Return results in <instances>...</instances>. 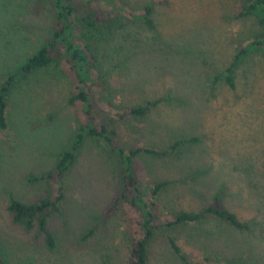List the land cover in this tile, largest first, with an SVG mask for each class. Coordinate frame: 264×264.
Masks as SVG:
<instances>
[{
	"label": "rangeland",
	"instance_id": "1",
	"mask_svg": "<svg viewBox=\"0 0 264 264\" xmlns=\"http://www.w3.org/2000/svg\"><path fill=\"white\" fill-rule=\"evenodd\" d=\"M36 0H0V82L12 77L8 129L0 130V255L9 264H130L125 236L127 205L116 161L102 143L86 138L63 178L61 213L49 220L56 248L36 229L13 223L9 197L33 202L53 190L49 179L29 181L55 165L70 147L79 122L67 103L69 80L50 65L25 73L22 66L49 35L53 15ZM90 3H86L89 2ZM102 31L74 27L77 43L97 56L103 79V121L118 110L169 96L143 117L118 123L116 142L164 149L141 153L133 169L144 186L168 183L153 196L152 211L168 218L198 210L219 193L247 229L214 218L160 228L148 246L147 264H183L171 247L202 264H264V48L252 47L232 70L234 86L218 75L239 49L263 30L255 16L238 17L242 0H80ZM88 4L89 7H86ZM152 7V26L144 7ZM133 218V217H132Z\"/></svg>",
	"mask_w": 264,
	"mask_h": 264
},
{
	"label": "trees",
	"instance_id": "2",
	"mask_svg": "<svg viewBox=\"0 0 264 264\" xmlns=\"http://www.w3.org/2000/svg\"><path fill=\"white\" fill-rule=\"evenodd\" d=\"M86 3H90L86 2ZM84 4V3H83ZM80 0H36L34 9L48 7L53 15V24L49 35L40 48L30 55L22 70L25 73L50 65L57 67L69 80V95L67 103L73 107L78 118L76 129L69 148L59 152L54 167L40 176L28 175L29 181L49 179L53 190L33 202H23L10 196L6 205L13 223L19 224L25 230L36 229L42 237L45 247L52 251L56 248V240L48 228L49 220L61 213L60 203L63 198V178L75 161L77 152L86 138L100 141L105 151L116 161L119 168L121 192L116 198L118 205H127L132 213L129 225L124 231L129 244V263L147 264L148 246L157 230L160 228H176L190 223H199L208 218L222 221L236 229H247L248 223L221 202L219 193H215L207 205L198 210H177L170 213L168 218H160L152 211V201L147 191L153 196L165 187L167 181H159L153 185L144 186L136 176L133 166L136 157L141 153L166 156L170 151L180 146L198 141V137L180 138L164 149L150 147L125 148L116 142L118 123L130 117L139 118L148 114L160 103L167 101L169 96H160L147 100L142 104L133 105L118 110L113 117L103 121L101 114L104 97L103 79L97 56L88 47H81L74 34V27H87L95 31H102L111 26L100 21L98 12L92 7L82 16L79 12L85 5ZM151 6L144 7L145 22L152 26L150 17ZM255 16L262 24L263 30L241 47L235 54L233 61L218 76L223 77L229 86H234L232 70L238 59L252 47L264 48V0H242L236 16ZM14 86L12 77L0 82V130L8 129L9 94ZM170 244L183 264H202L190 260L181 247L170 239ZM0 264H9L0 255Z\"/></svg>",
	"mask_w": 264,
	"mask_h": 264
}]
</instances>
